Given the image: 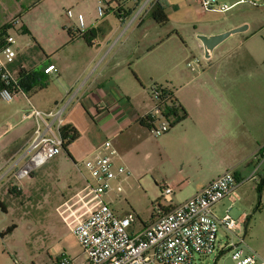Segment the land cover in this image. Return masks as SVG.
Masks as SVG:
<instances>
[{
  "label": "crops",
  "instance_id": "1",
  "mask_svg": "<svg viewBox=\"0 0 264 264\" xmlns=\"http://www.w3.org/2000/svg\"><path fill=\"white\" fill-rule=\"evenodd\" d=\"M71 1L74 6L80 5L82 0ZM88 1L90 4H83L78 12L84 16L85 38L83 34L71 36L70 31L77 33L80 25L76 16H67L66 0H0V33L18 19L20 23L10 33L20 31L29 34L34 41L25 53L18 50L19 63H25L30 73L44 81L54 76L45 74L46 67L52 64L59 71L54 78L62 91L43 111L68 103L67 125L76 128L80 137L69 148L71 157L67 168L76 169L78 162L91 157L105 141H111L118 151L116 163L126 164L131 172L128 179L141 181L152 177L161 190L164 186L174 188V195L183 187H192L184 200L175 203L172 197V203L164 201L166 205L163 207L167 210L181 205L227 171L233 172L240 181H249L257 163L254 155L264 152V96L256 82L249 87V95L248 81H261L264 73L248 72L245 65L237 67L234 62L237 50L257 36L253 24L231 22L214 30L211 22L205 20L211 12H205L196 0H159L169 17L165 26H160L151 17V7L145 6L143 0L137 1L139 5L129 12H125L126 6L122 5L112 10L114 17L105 14L101 18L107 17L99 20L96 4L103 0ZM47 2L52 5L47 7ZM173 7L178 8V12L186 11L199 17L198 22L189 23L196 27L193 36H186L180 30L167 36L162 29L174 24L170 16ZM45 9L53 15L59 38L54 40L51 48L43 46L44 50L38 41L42 43L45 36L37 26L31 28L29 18ZM238 28L246 30L226 39L231 38L238 45L228 52L224 49L226 40L208 53L199 39L200 36L221 35ZM172 49L174 53L170 52ZM250 51L249 56L257 59L256 52L252 48ZM43 55L47 61L40 60ZM220 62L223 66L215 67ZM243 63H246L245 59ZM47 82L46 88L35 87L26 91L30 99L33 94L48 91L51 85ZM154 85L172 91L187 112L185 120L157 140L142 124L143 118L153 111L155 101L149 91ZM248 96L250 102H247ZM18 100L25 99L20 97L16 103ZM27 109L26 102V108L18 112L21 123L11 126L6 132L18 130L13 142H18L17 148L11 153L0 151V189L10 186L5 188L6 193L16 184L13 172L22 166L20 160L35 128L32 120L23 119ZM157 149L163 169L159 175L155 172ZM35 176L31 177L32 184ZM252 180H264V163ZM238 196L235 203L229 198L221 203L234 207L244 201L239 193ZM108 200L113 206V197ZM155 216L141 226L155 222L158 211ZM248 220L245 212L239 221L245 243L263 254L264 248L249 237ZM58 259V256L53 259L52 264H57ZM84 262L83 259L79 263Z\"/></svg>",
  "mask_w": 264,
  "mask_h": 264
},
{
  "label": "built area",
  "instance_id": "2",
  "mask_svg": "<svg viewBox=\"0 0 264 264\" xmlns=\"http://www.w3.org/2000/svg\"><path fill=\"white\" fill-rule=\"evenodd\" d=\"M152 8L159 0H143ZM205 12L226 13L231 6L219 5L216 0H196ZM243 1V0H240ZM100 17L106 14L99 7ZM67 16H75L72 10ZM78 31L85 28L84 16L78 15ZM20 21L13 20L8 28L0 33V100L12 103L23 97L27 101L24 120L35 124L32 136L21 158L22 166L13 172V177L22 183L32 177L40 168L56 159L64 151L63 129L67 126L68 103H61L51 111L37 109L22 86L23 78L30 73L25 63H19L17 39L10 33ZM45 74L58 76L55 65L44 69ZM161 88L155 85L151 95L156 108L150 113L153 121L150 132L155 137L167 134L174 120L168 118L159 107ZM149 115V114H148ZM118 151L111 141L97 147L91 157L78 162L76 169L84 179V186L72 197L64 201L57 212L63 223L79 241L85 262L78 263L63 254L57 264H197V258L220 257L231 251L235 264H264V257L245 243L242 227L226 209L225 216H219L215 208L224 200L238 199V188L245 183L227 171L190 199L166 212L158 210L155 222L149 226L138 224L135 213L121 215L108 198L111 194L120 197L123 184L131 175L124 165L116 163ZM257 161L252 180L264 163V152L254 155ZM21 184V185H22ZM18 191L22 187H17ZM163 200L172 203L175 189L162 188ZM157 213V212H156ZM226 233L220 239L219 230Z\"/></svg>",
  "mask_w": 264,
  "mask_h": 264
},
{
  "label": "rangeland",
  "instance_id": "3",
  "mask_svg": "<svg viewBox=\"0 0 264 264\" xmlns=\"http://www.w3.org/2000/svg\"><path fill=\"white\" fill-rule=\"evenodd\" d=\"M216 1L219 5L227 4L231 6V9L226 13L211 12L209 14L210 16L205 20L211 22V28L214 30L223 28L231 22L243 21L253 24V28L256 29L258 34L244 44L243 48L237 50L238 56L234 63H236L237 67L245 65L248 72L260 71L264 73V0ZM71 2V0H66V11L72 10L77 19L80 7L85 3L90 4L88 0H82L80 5L75 4L74 6ZM47 3V7L52 5L51 2ZM122 5L126 6L124 11L129 12L130 9L136 8L139 3L136 0H130L125 1ZM96 6V10L99 7H103L108 13L106 15H111L112 17H114L112 10L118 8L114 0H107V2L103 0L100 4H96ZM178 11V8L175 7L170 9V16L173 18L174 24L162 29L166 31L167 36L175 34L176 30L184 32L186 36H193L196 27L189 25V23L198 22L199 17L194 14L193 16L186 11ZM98 15L99 13L97 14L99 20H104L107 17L99 18ZM52 19L53 15L48 12V9L39 10L29 18L31 28L34 29L37 26V30L41 31L45 36L42 39V43L37 40L38 43L48 49L51 48L54 40L59 38ZM199 27L203 29V27ZM13 34L17 39L16 48L21 53H25L29 49V44L34 42L32 37L29 34H23L15 30ZM234 41L231 38L225 41L224 49H226V52L238 46ZM251 48L256 52L257 59L249 56ZM37 51L39 53V50ZM170 52L174 53L175 50L172 49ZM42 59L48 60L45 55L40 58V60ZM63 59L66 61V54H64ZM244 59L246 63H243ZM202 64L205 66L204 62ZM219 64H216L215 67L223 66L222 62ZM47 81L51 85L48 91L31 95L33 105L42 111L62 91L54 76L48 79L46 78L44 82ZM255 82L264 96V78L261 81H248V94H251L249 87L254 85ZM149 99L151 100V96H149ZM25 100H18L17 103L16 101L7 103L0 100V135L2 136L0 140V151H3L4 154L11 153L17 148L18 142H13L18 135V130L6 132L11 126L19 122L21 123V115L18 112L20 109L26 108L27 101L25 102ZM250 101L251 99L248 96L247 102ZM155 108L156 105L154 103L152 110L154 111ZM153 137L156 140L160 138L154 135ZM156 155L155 172L159 175L163 173V169L160 167L162 162L158 149ZM69 160V155L63 151L56 159L34 173L36 175L34 184L31 183V178L23 181L24 184L12 179L16 183L14 187L19 188L20 186L22 189L19 190L21 192L19 196L14 195L13 198L8 199L10 204L9 213H3L0 209V264H52L53 259L63 254H66L78 263L82 262L83 259L85 260V255L79 241L63 223L57 212L59 204L66 201L67 198L69 199L70 196H73L84 185L79 172L75 168H67L70 165ZM122 165L126 166L124 163ZM261 183L262 181L256 182L255 180H249L238 188V193L243 197L244 201L234 206L230 215L234 220L240 221L246 212L249 216L247 222L249 237L251 236L252 240H254L253 242L264 248V187L259 188ZM7 187L0 189V195L3 200H7V189H5ZM123 187L124 192L121 193L120 197L111 194L114 208L123 214L135 213L139 225L150 222L159 210L156 203L164 199L162 190L156 181L152 177L141 181H138L136 178H130L124 182ZM191 191L192 187H183L182 191L177 192L173 196L174 202L178 203L184 200ZM164 201H162V206L166 205ZM229 206V203H221L215 208V211L219 216L223 217ZM13 225H17V229L10 234L2 236V233ZM225 233L224 230H219L220 239H225ZM252 249L260 255L262 254L258 249L254 247ZM262 255H264V251ZM227 257H231V251H228L223 258H219L217 255H212L204 259L197 258V264H224L223 259Z\"/></svg>",
  "mask_w": 264,
  "mask_h": 264
},
{
  "label": "trees",
  "instance_id": "4",
  "mask_svg": "<svg viewBox=\"0 0 264 264\" xmlns=\"http://www.w3.org/2000/svg\"><path fill=\"white\" fill-rule=\"evenodd\" d=\"M125 1H130V0H114V2L116 3V5H118V7L122 6V4ZM136 1H139V0H136ZM151 17L160 26H165L169 23V17L166 13V9L160 2L156 3V5L152 8ZM70 32H71L70 33L71 36H75V37L83 34V32L81 31H77V33H74L72 31ZM83 36L86 38V35L83 34ZM36 49L40 50V47L38 46V44L36 45ZM43 82L44 80L42 78L37 77V75L31 72L23 78L22 86L24 87L26 91H30L31 89H34L35 87L46 88L47 85L44 84L45 82L44 83ZM155 86L158 88L164 89L163 94L160 98L161 103L159 107L164 110V113L166 114L168 118H172L174 120L173 126L185 120L187 118V112L179 104L177 99L174 97L172 91H170L168 88H162L157 85ZM151 121H153V118L149 114L143 118L142 124H144L150 130L152 128ZM63 135H64V140H65L64 151L71 157L69 148L74 142H76L79 139L80 133L78 132L76 128L70 125H67L63 129ZM32 176H35V174H33ZM262 187H264V180H262V183L259 188L261 189ZM17 190H18L17 187L9 189L6 195L7 200H2L0 196V209L3 213H9L10 204L8 202V199L13 198L14 195L19 196L21 194V192ZM156 204L159 207L160 211L162 212L167 211V208H164L162 206V200H159ZM155 217L156 216L154 215L153 218ZM15 229H17V225H13L12 227L8 228L5 232L2 233V236L12 233ZM225 255H226V252L222 253L219 258H223Z\"/></svg>",
  "mask_w": 264,
  "mask_h": 264
},
{
  "label": "water",
  "instance_id": "5",
  "mask_svg": "<svg viewBox=\"0 0 264 264\" xmlns=\"http://www.w3.org/2000/svg\"><path fill=\"white\" fill-rule=\"evenodd\" d=\"M245 30L246 28H238V29L231 30L221 35H216V36H211V37L200 36L199 39L202 41L203 45L206 48V51L209 53L213 51L221 43H223L231 35L243 32ZM223 263L224 264H235V262L233 261L231 257L224 258Z\"/></svg>",
  "mask_w": 264,
  "mask_h": 264
}]
</instances>
